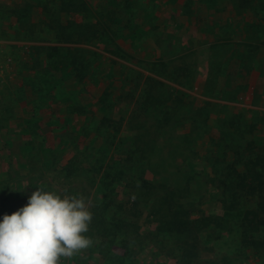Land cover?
Instances as JSON below:
<instances>
[{"label": "rangeland", "instance_id": "rangeland-1", "mask_svg": "<svg viewBox=\"0 0 264 264\" xmlns=\"http://www.w3.org/2000/svg\"><path fill=\"white\" fill-rule=\"evenodd\" d=\"M91 1L92 14L47 19L41 0H0V220L37 188L83 197L92 243L60 264H176L179 250L153 236L147 209L139 224L152 239L134 254L101 223L130 206L124 184L141 178L178 186L198 175L207 183L192 194V213L225 215L208 181L213 162L231 154L218 150L224 120L232 132L245 124L249 152L264 150V0ZM72 49L88 63L85 79L62 75ZM148 77L183 100L178 123L163 125L159 107L143 104ZM135 122L155 147L134 138ZM199 253L193 264H256L226 233L202 239Z\"/></svg>", "mask_w": 264, "mask_h": 264}, {"label": "trees", "instance_id": "trees-1", "mask_svg": "<svg viewBox=\"0 0 264 264\" xmlns=\"http://www.w3.org/2000/svg\"><path fill=\"white\" fill-rule=\"evenodd\" d=\"M41 1L43 16L47 19L52 16H56L57 19L65 16L73 19L78 15L93 13L91 0ZM108 1L111 4L124 1L131 7L135 5L134 0ZM236 1L245 5L249 4V0ZM141 9L146 10V7ZM49 21L52 23V20ZM61 64L62 75L71 79H85L89 71L88 63L79 49H72ZM161 66L166 71L165 64L161 63ZM166 88L167 85L163 81L152 77L145 80L143 104L149 108L159 107L163 117L160 121H163V125L170 124L171 121L173 124L178 123L181 118L179 114L183 107L182 103L184 104L182 99L177 98L172 92H167ZM190 113L194 116L193 119L199 117L201 120V111L198 108L195 111L191 110ZM202 113L203 119L206 120L209 115ZM227 120H224L219 129L221 133L218 150L226 148L231 154L224 155L222 162L216 160L213 162L214 176L208 178V181L210 180L221 192L220 202L225 215L206 214L201 211V216H195L192 213L193 204L190 198L192 194L200 193L203 185L205 187L207 183L201 182V177L198 175L183 178L179 176L182 184L178 183V186L167 184L165 180L167 178H162L161 181L145 178L131 179L124 184L129 191L130 206L101 223L103 236L110 241L119 238V247L125 250L124 255L141 251V245L152 239L141 232L139 224L143 210L147 209V215L151 216L150 223L154 224L156 229L153 236L157 238L159 235H164L163 238H159L161 243L166 245L170 241L172 245H176L175 249L179 250L175 256L176 264H193L200 256L202 239L207 242L220 233L238 238V246L243 253L256 261V264L264 263L263 145L259 144L263 154L249 152L252 141L247 138L249 130L245 129V124L240 122L241 126L238 127L237 132H232L233 122L231 118ZM102 121H109V118L103 116ZM137 123L131 126L136 131L134 138L143 141L148 149L155 147L153 138H149L151 130L146 128L143 122ZM148 157L150 158L151 155ZM221 163L224 164L219 166ZM118 207L120 208V205ZM202 249L201 260L204 255L210 254L206 247Z\"/></svg>", "mask_w": 264, "mask_h": 264}, {"label": "clouds", "instance_id": "clouds-1", "mask_svg": "<svg viewBox=\"0 0 264 264\" xmlns=\"http://www.w3.org/2000/svg\"><path fill=\"white\" fill-rule=\"evenodd\" d=\"M92 219L83 197L37 188L0 220V264H60L91 245L84 233Z\"/></svg>", "mask_w": 264, "mask_h": 264}]
</instances>
